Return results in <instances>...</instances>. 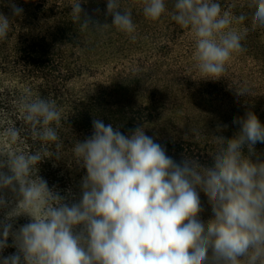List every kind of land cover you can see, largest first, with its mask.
I'll return each instance as SVG.
<instances>
[{
    "label": "clouds",
    "instance_id": "1",
    "mask_svg": "<svg viewBox=\"0 0 264 264\" xmlns=\"http://www.w3.org/2000/svg\"><path fill=\"white\" fill-rule=\"evenodd\" d=\"M143 3L145 17L152 20L167 10L165 0ZM255 3L253 24H264V0ZM11 7L14 15H22L21 7ZM71 8L81 30L91 28L90 18H82L81 0ZM119 9V0H107L108 14L114 17L111 25L133 34L132 12L125 9L122 14ZM174 9L172 19L194 35L200 72L216 79L242 47L248 29L239 26L246 16L222 9L217 0H175ZM106 25L97 24L96 29ZM9 29V18L0 14V39ZM19 107L33 138L59 149L57 128L63 116L56 101L28 92ZM233 123L242 125L240 131L224 138L212 167H202L189 158L175 162L143 127L129 137L95 119L92 137L74 148L87 175L82 200L71 206L35 176L47 153L0 149L7 157L0 160V169L7 166L13 173L0 171V188L18 182L23 197L10 216L26 212L33 217L15 237L24 264H264V162L251 159L254 145L264 143V124L253 112ZM4 135L16 143L20 130L9 127ZM198 188L212 202L214 217L206 223L199 218L203 209ZM11 228L3 225L0 250L8 246ZM0 264H22L21 255L0 258Z\"/></svg>",
    "mask_w": 264,
    "mask_h": 264
},
{
    "label": "trees",
    "instance_id": "2",
    "mask_svg": "<svg viewBox=\"0 0 264 264\" xmlns=\"http://www.w3.org/2000/svg\"><path fill=\"white\" fill-rule=\"evenodd\" d=\"M74 2L0 0V14L10 20L7 37L0 39V149L47 153L35 176L64 198L63 203L82 200L87 169L74 148L92 137L95 119L129 137L143 127L175 162L189 158L202 167H212L224 138L240 131L242 125L233 123L234 118L253 112L264 124V24H253L255 0H217L222 9L246 16L239 27L248 34L216 79L200 72L191 29L172 19L175 0H165L167 10L158 20L145 17L143 0H119V11L133 14V34L111 25L107 0H81L82 18L91 21V28L81 30L73 21ZM12 3L23 9L22 15L13 14ZM97 24L108 25L96 29ZM28 92L55 100L62 111L59 149L34 139L23 120L19 102ZM185 124L194 132H183ZM13 126L20 130L16 143L4 135ZM251 159L264 162V143L254 145ZM197 191L203 209L199 218L206 223L214 217L212 202ZM7 245L0 257L20 254L24 264L18 243L8 238Z\"/></svg>",
    "mask_w": 264,
    "mask_h": 264
},
{
    "label": "rangeland",
    "instance_id": "3",
    "mask_svg": "<svg viewBox=\"0 0 264 264\" xmlns=\"http://www.w3.org/2000/svg\"><path fill=\"white\" fill-rule=\"evenodd\" d=\"M152 128L147 129L146 132H149V130ZM181 130L183 132L185 130L191 131V133L194 132V129H191V127H189L187 124H185ZM0 171L6 175H13L10 168L7 166L0 169ZM19 187V183L14 182L13 186L0 188V198L5 201L4 204H0V240H3V225L11 224V233L8 238H13L14 241H16L15 237L19 233L20 228L28 223L33 222V217H31V215L26 212H22L19 215L10 216V214L15 212V210L18 208L20 200L23 199L19 192ZM13 188L15 190H13Z\"/></svg>",
    "mask_w": 264,
    "mask_h": 264
}]
</instances>
